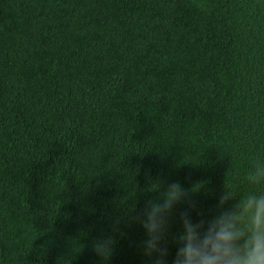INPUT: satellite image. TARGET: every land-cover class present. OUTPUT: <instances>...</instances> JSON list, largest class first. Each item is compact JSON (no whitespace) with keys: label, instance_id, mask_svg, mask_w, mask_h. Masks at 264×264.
Returning a JSON list of instances; mask_svg holds the SVG:
<instances>
[{"label":"trees","instance_id":"16d2710c","mask_svg":"<svg viewBox=\"0 0 264 264\" xmlns=\"http://www.w3.org/2000/svg\"><path fill=\"white\" fill-rule=\"evenodd\" d=\"M258 163L264 0H0V264H153L136 216L179 182L173 264Z\"/></svg>","mask_w":264,"mask_h":264},{"label":"clouds","instance_id":"9594fccd","mask_svg":"<svg viewBox=\"0 0 264 264\" xmlns=\"http://www.w3.org/2000/svg\"><path fill=\"white\" fill-rule=\"evenodd\" d=\"M247 180L251 184H264V164L255 165ZM235 198L231 185H226L218 208ZM188 203L190 193L179 182L167 185L159 201H147L142 214L136 220L145 229L144 254L153 258V264H165L168 255L166 245L169 219L174 206ZM183 232L177 237L179 244L173 264H264V194H249L239 199L230 210H222L211 220L200 219L193 223L188 211L180 214ZM111 237H99L92 243L93 252L109 259L113 254Z\"/></svg>","mask_w":264,"mask_h":264}]
</instances>
